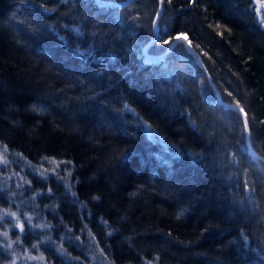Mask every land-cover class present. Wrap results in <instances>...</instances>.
Instances as JSON below:
<instances>
[{
    "label": "trees",
    "instance_id": "trees-1",
    "mask_svg": "<svg viewBox=\"0 0 264 264\" xmlns=\"http://www.w3.org/2000/svg\"><path fill=\"white\" fill-rule=\"evenodd\" d=\"M159 5L0 0V264H264V160L184 40L147 57ZM262 17L164 0L148 51L188 34L264 156Z\"/></svg>",
    "mask_w": 264,
    "mask_h": 264
},
{
    "label": "water",
    "instance_id": "water-1",
    "mask_svg": "<svg viewBox=\"0 0 264 264\" xmlns=\"http://www.w3.org/2000/svg\"><path fill=\"white\" fill-rule=\"evenodd\" d=\"M98 1L101 2V3L110 4V5H123V4L129 3V2H131L133 0H98ZM163 9H164V2L162 3L161 0H160L159 10H158V12H157V14L155 16V19H154V33H155V35L150 39V41L146 44V46L144 48V50H145V52L147 54V57L150 58V59H161V58H163L166 55V53L169 50L172 49V47L174 46L175 42L177 41L176 39H174L172 41V43L169 45V47L165 51H163L161 53H151V52L148 51V48L151 46V44H153L161 36L160 28H159V25H158V19L161 17ZM177 36H187L188 37V40H184V42L186 44V47L196 57V59L199 61V63L205 68L207 76H208V79L210 80V83H211L213 89L218 94V99L220 101H222L223 103H226L228 106L231 105V107H233V108L237 109L238 111H240V109L242 107H240L239 105H236L235 103H231V102H228V101L224 100V98L222 97L221 91L218 89L217 85L212 80L209 72L207 71L203 60L198 56V54L196 53V50L194 49V47L191 44H189V36H188V34L180 33ZM241 113H242V115L244 117V121H245V116H244V113H246L245 110H244V112H241ZM245 125H246L247 143H248V146L250 148V151L254 155L260 156L264 160V156H262L258 151H256V149L252 145V142H251V130H250L248 119H247V124L245 123Z\"/></svg>",
    "mask_w": 264,
    "mask_h": 264
},
{
    "label": "snow or ice",
    "instance_id": "snow-or-ice-1",
    "mask_svg": "<svg viewBox=\"0 0 264 264\" xmlns=\"http://www.w3.org/2000/svg\"><path fill=\"white\" fill-rule=\"evenodd\" d=\"M161 2L163 3L164 0H161ZM193 2H195V0H193ZM261 23H264V17L261 18ZM175 39H176L177 41L188 40V37H187V36H177V37H175ZM164 43H168V41H164ZM190 43H191V42L189 41V44H190ZM229 107H231V105H229ZM37 110H39V109H37ZM240 111H241V112H244L243 108H241ZM244 116H245V123L247 124V113H244ZM34 247H35V246H34Z\"/></svg>",
    "mask_w": 264,
    "mask_h": 264
},
{
    "label": "bare ground",
    "instance_id": "bare-ground-1",
    "mask_svg": "<svg viewBox=\"0 0 264 264\" xmlns=\"http://www.w3.org/2000/svg\"><path fill=\"white\" fill-rule=\"evenodd\" d=\"M159 21V20H158Z\"/></svg>",
    "mask_w": 264,
    "mask_h": 264
}]
</instances>
